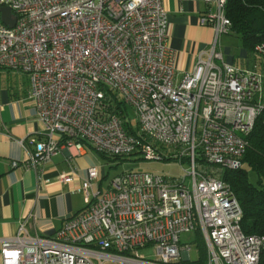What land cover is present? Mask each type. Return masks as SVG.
Wrapping results in <instances>:
<instances>
[{
  "label": "built area",
  "instance_id": "obj_1",
  "mask_svg": "<svg viewBox=\"0 0 264 264\" xmlns=\"http://www.w3.org/2000/svg\"><path fill=\"white\" fill-rule=\"evenodd\" d=\"M204 1L201 24L214 38L179 77L164 0H0L16 19L11 27L0 13V67L28 75L27 98L44 127L35 148L20 140L27 167L41 170L63 145L81 153L84 143L112 156L187 165L179 177L124 172L104 191L92 189L100 174L89 167L86 207L52 237L22 221L0 239L2 264H182L191 259L181 242L188 231L202 234L207 264L259 263L264 235L243 232L242 207L222 172L242 165L246 136L264 109V65L226 59L228 0ZM255 51L264 61V42ZM114 95L134 109L137 125L116 112ZM147 247L157 260L141 253Z\"/></svg>",
  "mask_w": 264,
  "mask_h": 264
},
{
  "label": "crops",
  "instance_id": "obj_2",
  "mask_svg": "<svg viewBox=\"0 0 264 264\" xmlns=\"http://www.w3.org/2000/svg\"><path fill=\"white\" fill-rule=\"evenodd\" d=\"M164 6L170 45L177 55L180 77L185 71L194 69L200 54L213 41L214 30L201 24V14L207 9L204 0H164ZM227 36L220 37L226 59L243 68L261 70L262 59L250 53L241 40L238 41V55L231 47L224 46L229 41ZM240 58L243 66L239 64ZM29 88L25 72L0 67V239L14 236L25 219L32 234L54 236L66 218L86 207L81 186L88 168H99V177L92 181L93 190L104 191L103 180L107 177L96 151L88 143H84L81 153H77L75 147L63 145L41 170L25 165L29 154L20 140L24 139L33 149L32 140L44 138L43 124L37 119L34 104L27 98ZM14 161L18 166H13ZM72 170L75 171L72 180L64 181L62 175Z\"/></svg>",
  "mask_w": 264,
  "mask_h": 264
},
{
  "label": "trees",
  "instance_id": "obj_3",
  "mask_svg": "<svg viewBox=\"0 0 264 264\" xmlns=\"http://www.w3.org/2000/svg\"><path fill=\"white\" fill-rule=\"evenodd\" d=\"M226 13L232 21L230 33L239 36L242 45L257 56L255 48L264 42V0H228ZM114 97L113 108L123 119L127 118L128 107L116 95ZM246 140L248 146L242 157V165L236 169L223 170L222 179L231 186L242 207L243 232L249 235H264V109L257 117L255 126L246 136ZM100 154L105 157L112 156ZM113 157L124 158L120 155H113ZM244 165L257 173V184L250 180L248 168ZM196 233L200 256L196 260H184L182 264H207L205 240L200 231ZM258 264H264V250Z\"/></svg>",
  "mask_w": 264,
  "mask_h": 264
},
{
  "label": "rangeland",
  "instance_id": "obj_4",
  "mask_svg": "<svg viewBox=\"0 0 264 264\" xmlns=\"http://www.w3.org/2000/svg\"><path fill=\"white\" fill-rule=\"evenodd\" d=\"M228 35V43L224 46L231 47L234 50V53L238 55L237 47L238 41L241 40L236 34H224ZM241 64V58L239 59ZM264 61L261 60V69L263 68ZM243 66V65H242ZM244 67V66H243ZM130 117L133 119L135 125H137L138 117L132 107H129ZM100 159V164L104 174L107 177L103 180V189H108L109 185L112 183V180L115 176L120 175L128 171H147L154 174H159L167 177H179L185 173L184 168L187 167L185 164H181L177 160H148L145 159L141 154L128 155L124 158H116L113 156L105 157L99 152L96 151ZM248 168V174L250 180L257 184V173L249 168L247 165H244ZM181 242L188 243L191 246V259L196 260L200 256L199 244L197 241V233L193 231L183 232L181 234ZM141 253L146 256L147 259L157 260V255L154 252L152 247H147L141 249Z\"/></svg>",
  "mask_w": 264,
  "mask_h": 264
},
{
  "label": "water",
  "instance_id": "obj_5",
  "mask_svg": "<svg viewBox=\"0 0 264 264\" xmlns=\"http://www.w3.org/2000/svg\"><path fill=\"white\" fill-rule=\"evenodd\" d=\"M0 13L3 21L13 27L16 19L12 17V11L9 7H0Z\"/></svg>",
  "mask_w": 264,
  "mask_h": 264
}]
</instances>
